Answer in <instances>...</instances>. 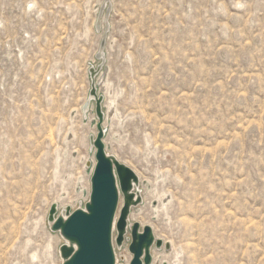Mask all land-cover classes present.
I'll return each instance as SVG.
<instances>
[{
  "label": "rangeland",
  "instance_id": "obj_1",
  "mask_svg": "<svg viewBox=\"0 0 264 264\" xmlns=\"http://www.w3.org/2000/svg\"><path fill=\"white\" fill-rule=\"evenodd\" d=\"M104 3L0 0V264L62 263L49 210L91 193L99 64L153 264H264V0H110L102 62Z\"/></svg>",
  "mask_w": 264,
  "mask_h": 264
},
{
  "label": "water",
  "instance_id": "obj_2",
  "mask_svg": "<svg viewBox=\"0 0 264 264\" xmlns=\"http://www.w3.org/2000/svg\"><path fill=\"white\" fill-rule=\"evenodd\" d=\"M105 8V35L97 53V58L102 62L106 55V31L110 27V0H105L100 15ZM101 19L102 15L97 23L99 30ZM101 68L102 64H99L89 69L91 89L84 106L87 112L94 102L98 119L97 132L91 137L96 162L91 176L90 198L76 209L65 207L64 212H59V204L54 202L48 220L51 230L60 232L66 240L60 247L61 264H124L118 261L116 250L126 240L129 241L132 254L130 264H153V249H162L165 242L157 238L151 225L142 227L139 222H131L132 208L143 202L138 189L140 178L131 166L110 154L107 149L105 95L100 93L97 84ZM166 247L170 248V245L167 243Z\"/></svg>",
  "mask_w": 264,
  "mask_h": 264
},
{
  "label": "bare ground",
  "instance_id": "obj_3",
  "mask_svg": "<svg viewBox=\"0 0 264 264\" xmlns=\"http://www.w3.org/2000/svg\"><path fill=\"white\" fill-rule=\"evenodd\" d=\"M113 103V102H112ZM110 108L111 109H113L112 108V106H110ZM115 110V109H114ZM95 162H96V160L94 161V165H95ZM134 169V168H133ZM135 170V169H134ZM92 172L93 171H91V175H92ZM135 172L138 174V176H139V178H140V180H141V173L140 172H138L137 170H135ZM163 195H165V194H163ZM89 196H90V191H89V195H88V200H89ZM168 200V198L167 199H165L164 200V204H165V202ZM122 204H123V200H122V202H121V206H122ZM59 210H60V207H59ZM132 218V216L130 217V219ZM132 221V220H131ZM147 225H149V224H147ZM152 226V225H151ZM153 227V226H152ZM154 228V227H153ZM65 242H66V240H65ZM126 246V245H125ZM116 252H118L117 250H116ZM125 253V252H124ZM117 258H118V261H120V259H119V257H118V254H117ZM125 261L123 262L124 264H130V257H128L127 255L125 256Z\"/></svg>",
  "mask_w": 264,
  "mask_h": 264
}]
</instances>
